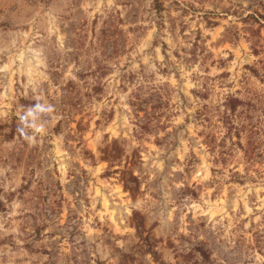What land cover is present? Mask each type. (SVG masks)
Segmentation results:
<instances>
[{"label": "rangeland", "instance_id": "1", "mask_svg": "<svg viewBox=\"0 0 264 264\" xmlns=\"http://www.w3.org/2000/svg\"><path fill=\"white\" fill-rule=\"evenodd\" d=\"M0 264H264V0H0Z\"/></svg>", "mask_w": 264, "mask_h": 264}, {"label": "clouds", "instance_id": "2", "mask_svg": "<svg viewBox=\"0 0 264 264\" xmlns=\"http://www.w3.org/2000/svg\"><path fill=\"white\" fill-rule=\"evenodd\" d=\"M50 104L37 102L18 115L17 132L26 141H32L36 136L44 133L46 121L43 117L49 115L53 111Z\"/></svg>", "mask_w": 264, "mask_h": 264}, {"label": "trees", "instance_id": "3", "mask_svg": "<svg viewBox=\"0 0 264 264\" xmlns=\"http://www.w3.org/2000/svg\"><path fill=\"white\" fill-rule=\"evenodd\" d=\"M237 174H239L238 172H236V173H234V175H237ZM205 254V253H204Z\"/></svg>", "mask_w": 264, "mask_h": 264}]
</instances>
